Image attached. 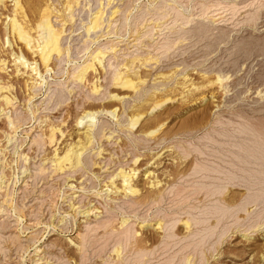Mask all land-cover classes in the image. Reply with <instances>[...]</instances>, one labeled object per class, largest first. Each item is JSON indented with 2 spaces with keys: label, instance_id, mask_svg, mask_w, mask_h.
Listing matches in <instances>:
<instances>
[{
  "label": "rangeland",
  "instance_id": "1",
  "mask_svg": "<svg viewBox=\"0 0 264 264\" xmlns=\"http://www.w3.org/2000/svg\"><path fill=\"white\" fill-rule=\"evenodd\" d=\"M20 1L33 27L46 6L55 8L56 23L68 30L67 42L62 41L68 51L53 60L48 86L31 92L13 53L30 61L39 57L7 31L12 3L0 7V62L7 65L5 70L0 65V81L14 84L9 95L16 97L9 107L0 99V264H36L43 256L45 264H264V184L253 156L264 155L257 148H264V0ZM68 1L74 3V22ZM97 13L105 17L102 29L87 31ZM110 46L120 53L109 52ZM103 47L110 54L105 67L98 64V73L89 72L87 81L75 80L74 70ZM115 68L143 82L120 90L113 81ZM92 81L100 84L99 93L90 90ZM29 92L38 93L31 103ZM112 94L124 95V101ZM116 107L119 122L98 114L99 126L114 130L112 140L97 136V150L72 179L65 172L54 176L50 156L77 139V119L86 110ZM137 115L142 119L130 127ZM51 124L67 131L64 138L58 134V145L47 141ZM99 147L103 152L97 155ZM120 167L137 170L132 182L139 194L111 186ZM147 170L155 172L152 180ZM120 179H114L118 187ZM249 196L261 199L256 203ZM89 207L97 212L88 215Z\"/></svg>",
  "mask_w": 264,
  "mask_h": 264
},
{
  "label": "bare ground",
  "instance_id": "2",
  "mask_svg": "<svg viewBox=\"0 0 264 264\" xmlns=\"http://www.w3.org/2000/svg\"><path fill=\"white\" fill-rule=\"evenodd\" d=\"M8 1H10L12 4H10V5H12V7H13V9H12V14L11 15H6V18H7V23H6V29H7V31L9 32V33H12V35L14 34L15 36H17L16 38L17 39H19V41L20 42H22L24 45H25V47L31 52V53H33L34 54V56L35 57H39L38 59L36 58V59H32V61H30V60H28V58L27 57H24V55L23 54H20L19 56H17V54L14 52L13 53V55H14V57H15V64H17L16 66L18 67H16L17 68V71H18V73H20V74H22V75H24V76H26L27 77V79H26V84H27V86L26 87H28L29 86V89L31 88V92L34 90V89H36V91L39 89V88H43L45 85L46 86H48L46 83L48 82L47 81V74L49 73V74H51V72L53 71V66H52V62H53V60L55 59V58H59L60 57V59H61V57L64 55V53L66 52V50L67 49H65V46L62 44L63 42L62 41H64L63 39H67L68 37H67V35L65 34V27H63V26H65V22L66 21H64V23H62V24H64L63 26H61V25H59V24H57L56 22H57V20L56 19H54V17H59V16H57L56 14H54V11H55V8H51L50 7V5L49 6H46V8L43 10V12H42V15H41V19H40V21L37 23V25H36V27H33V26H31L32 24L31 23H29V21H28V19H27V14H26V12H25V9H24V6L21 4V1L20 0H0V7H1V9L3 8H6L7 7V5H6V3L8 2ZM53 1V0H52ZM79 0H74V3L76 2H78ZM173 1H175V0H173ZM41 2V1H40ZM54 2V1H53ZM53 2H51V3H53ZM69 2V1H68ZM71 2H72V0H71ZM46 3V2H45ZM70 3V2H69ZM74 3L73 4H68V8L67 9H69L68 11H69V16L71 15V18H72V9H73V5H74ZM175 3V2H174ZM47 4H49V3H47ZM54 4V3H53ZM67 4V2L65 3V5ZM102 4V3H101ZM176 5H177V3H175ZM64 5V6H65ZM77 5V4H76ZM80 5V4H79ZM78 5V6H79ZM53 6V5H52ZM78 6H76V7H78ZM174 6V5H173ZM60 7V6H59ZM63 7V6H62ZM172 7V6H171ZM43 8V7H42ZM108 8V7H107ZM175 8V7H174ZM174 8H172V10L174 9ZM235 8V7H234ZM65 9H66V7H65ZM119 9V8H118ZM156 9V8H155ZM58 10H60V12H61V9H58ZM114 10V9H113ZM66 11V10H65ZM68 11H67V13H68ZM71 11V12H70ZM117 11V10H116ZM175 11V10H174ZM4 12V11H3ZM62 12H64L63 10H62ZM61 12V13H62ZM98 12V11H97ZM118 12V11H117ZM57 13V12H56ZM65 14V13H64ZM213 14V13H212ZM0 15H2V13L0 12ZM18 15H21V17H22V19L20 18L19 19V17H18ZM58 15H59V13H58ZM61 15V14H60ZM211 15V14H210ZM207 16V15H206ZM62 17V16H61ZM66 17V16H65ZM103 17V16H102ZM105 17H103V18H101V14L100 13H97V14H95L94 15V17H93V19H92V21H91V25L87 28V31H97V29H99V28H101V19H104ZM73 21L72 22H74V16H73ZM205 19H207V18H205ZM209 19V18H208ZM63 20V19H62ZM105 20V19H104ZM61 21V20H60ZM213 21H215V20H213ZM63 22V21H62ZM104 22V21H103ZM208 22V21H207ZM247 22V21H246ZM69 23V22H68ZM216 23V22H215ZM31 24V25H30ZM105 24H106V22H105ZM66 25H67V23H66ZM204 25V24H203ZM207 26V25H206ZM205 25H204V27H206ZM33 27V28H32ZM208 27V26H207ZM210 27V26H209ZM208 27V29L210 30V28ZM68 28V27H67ZM103 28H104V25H103ZM212 28V27H211ZM102 29V28H101ZM100 29V30H101ZM185 30V29H184ZM68 31V30H67ZM66 31V32H67ZM102 31V30H101ZM33 32H34V34L35 33H37V35L36 36H34L33 35ZM100 32V31H99ZM186 32V31H185ZM71 33H73V32H71ZM91 33V32H90ZM89 34V33H88ZM14 35H13V37H14ZM65 35H66V37H65ZM105 36V35H104ZM141 38H142V36H141ZM258 38V37H257ZM65 39V41H64V44H65V42H67V40ZM258 39H260V38H258ZM69 40V39H68ZM248 40V39H247ZM244 41V40H243ZM260 41V40H259ZM6 42H7V44L8 45H12V41L9 39V36L6 38ZM5 42V43H6ZM248 42H250V41H248ZM238 44V43H237ZM264 44V43H263ZM68 46H69V43H68ZM116 46V45H115ZM115 46H113V47H111V48H109V52H112V51H114V52H116V49H115ZM254 47H255V45H253ZM243 47V46H242ZM104 48V47H103ZM118 48H119V46H118ZM250 48V47H249ZM105 49V48H104ZM104 49H97V50H95V51H93L92 53H91V56H90V58L87 60V61H85L83 64H81V65H79L75 70H74V72L72 73L73 75V78L75 79V80H79V81H81V82H84V81H87V75L89 74V72H97V69H98V64L100 65V67L102 66V67H105V65L103 64V62H104V60H105V58H106V55L108 54L107 52L108 51H106V49L104 50ZM123 49V48H122ZM253 49V48H252ZM248 50V49H247ZM255 50V49H254ZM68 51V50H67ZM259 51V50H258ZM70 52V51H69ZM118 52L119 51H117L116 53L118 54ZM122 52V51H121ZM115 53V54H116ZM120 53V52H119ZM125 53V52H124ZM247 53V52H246ZM108 55H110V54H108ZM133 56H134V54H133ZM113 57V56H112ZM135 57H137L136 55H135ZM139 58V57H138ZM156 60H157V58L156 57H154ZM134 59V58H133ZM140 59V58H139ZM145 59V58H144ZM58 60V59H57ZM135 60H137V59H135ZM141 60V59H140ZM151 60H152V58H149V59H147V61L148 62H150L151 63ZM156 60H154V61H156ZM159 60V59H158ZM110 61H111V58L109 59V61H108V63H109V65H110ZM130 61H131V59H130ZM134 61V60H133ZM138 61V60H137ZM137 61H135V62H137ZM147 61H145L146 63H148ZM153 61V62H154ZM160 61V60H159ZM158 61V62H159ZM141 62V61H140ZM140 62L137 64V65H139V67H140ZM152 62V63H153ZM157 62V61H156ZM2 63L3 64H5L6 62H4V60L2 61ZM2 63L0 62V65H1V67L3 66L2 65ZM129 63V62H128ZM124 64V65H128L127 67H129V64ZM132 63H134V62H132ZM132 63H130L131 65H134V64H132ZM142 63V62H141ZM154 64V63H153ZM122 65V64H121ZM144 65V64H143ZM145 65H147V64H145ZM150 65H152V64H150ZM158 65V64H157ZM6 67H7V65H5ZM5 66H3L2 67V69H4L5 70ZM113 66V65H112ZM142 66V65H141ZM149 66V65H148ZM152 66H154V65H152ZM101 67V68H102ZM107 67V66H106ZM115 67V66H114ZM121 67V66H120ZM138 67V68H139ZM146 67V66H145ZM109 68V67H108ZM107 68V69H108ZM132 68V66H130V69ZM137 68V67H136ZM151 68H153V67H151ZM21 69H25L23 72L21 71ZM55 69V68H54ZM104 69V68H103ZM116 70L114 71V73H113V81H114V83H115V85L117 86V88H119L120 90H126V89H128V88H137V86H138V84L139 83H142L143 81H141V80H139L140 82L138 83L137 81H136V79L134 78H132V77H130V74L128 73V71L127 70H125V71H122V70H120V68H115ZM123 69V68H122ZM139 70V69H138ZM8 71V70H7ZM108 71H110V70H108ZM131 71V70H130ZM54 72V71H53ZM98 73V72H97ZM100 73V72H99ZM134 73V72H133ZM133 73H131V74H133ZM137 73V72H136ZM160 73V72H159ZM201 73H204V72H201ZM96 74V73H95ZM161 74H163V73H161ZM178 74V73H177ZM16 75V74H15ZM19 75V74H18ZM98 75V74H97ZM108 75V74H107ZM134 75H136V74H133V76ZM139 75V74H138ZM186 75V74H185ZM207 75V74H206ZM23 76V77H24ZM137 76V75H136ZM162 77V76H161ZM164 77V76H163ZM181 77H182V75H181ZM184 77V76H183ZM182 77V78H183ZM9 78V77H8ZM99 78V77H98ZM186 77H184V79H185ZM138 79V78H137ZM142 79V78H141ZM163 79V78H162ZM189 78H187V80H188ZM165 80V79H164ZM178 80V79H177ZM182 80V79H181ZM187 80H186V82L185 83H188L187 82ZM193 80V79H192ZM216 80H220V82L222 81V78H221V76H218V78L216 79ZM97 81V80H96ZM159 81V80H158ZM176 81V80H175ZM182 81H184V80H182ZM182 81H180V82H182ZM191 81V80H190ZM189 81V82H190ZM223 81H225V80H223ZM108 80H107V84H108ZM160 82V81H159ZM178 82H179V80H178ZM218 82V81H217ZM92 83V89L90 88V90H93V92H97V93H99V91H100V87H99V85L96 83V82H91ZM110 83V82H109ZM169 83V82H168ZM173 83H175V82H173ZM191 83V82H190ZM209 83V82H208ZM223 83V82H222ZM48 84H49V82H48ZM164 84V83H163ZM166 84V83H165ZM184 84V83H183ZM192 84V83H191ZM213 84V83H212ZM13 85L14 84H9V83H3V81H0V99H2L5 103V105L6 106H13L14 105V98H16L15 96L14 97H12V96H10L9 95V92L11 91V89L13 88ZM114 85V86H115ZM146 85V84H145ZM156 85V84H155ZM171 85V84H170ZM195 85V84H194ZM209 85V84H208ZM210 85H211V83H210ZM108 86V85H107ZM159 86V85H158ZM173 86V85H172ZM171 86V87H172ZM177 86V85H176ZM182 86V85H181ZM186 86V85H185ZM201 86V85H200ZM203 86V85H202ZM206 86V85H205ZM104 87V86H103ZM109 87V86H108ZM170 87V86H169ZM220 87H222L221 85H220ZM15 88V87H14ZM107 88V87H106ZM140 88V87H139ZM159 88V87H158ZM157 88V89H158ZM161 88V87H160ZM159 88V89H160ZM191 88V87H190ZM225 88V87H224ZM28 89V90H29ZM33 89V90H32ZM45 90V93L42 95V96H44L45 95V98H47L48 99V94L46 95V89L47 88H44ZM102 89V88H101ZM108 89V88H107ZM156 89V88H155ZM157 89H156V92H158L157 91ZM197 89H198V87H197ZM200 89V88H199ZM165 90V89H164ZM180 90H182V89H180ZM180 90H179V93H181L180 92ZM184 90V89H183ZM186 90V89H185ZM50 91V90H49ZM54 91V90H53ZM138 91V90H137ZM140 91V90H139ZM138 91V92H139ZM163 91V90H162ZM189 91V90H188ZM8 92V93H7ZM144 92V91H143ZM151 92H152V90H151ZM155 92V93H156ZM160 92H161V90H160ZM172 92V91H171ZM185 92V91H184ZM35 94L33 95V96H31L30 94V92H29V95H30V99L28 100V102L29 103H31L32 102V100H34V98H35V96H37V94L38 93H36V92H34ZM52 93V92H51ZM50 93V94H51ZM72 93V92H71ZM102 93V92H101ZM135 93H136V91H135ZM141 94V97L143 96L142 95V91L140 92ZM145 93H147V91L145 92ZM11 94V93H10ZM49 94V95H50ZM89 94V93H88ZM186 94H187V92H186ZM12 95H14L13 93H12ZM61 95V94H60ZM126 95V94H125ZM139 94H137L135 97H137ZM148 95H150L149 93L146 95V96H148ZM69 96V95H68ZM78 96V95H77ZM91 96V95H90ZM39 97V96H38ZM111 97L112 98H115V99H117V100H123L124 98H125V96L124 95H121V96H119L118 94H112L111 95ZM141 97H140V99H141ZM41 98V97H40ZM45 98H42L41 100H44ZM59 98V97H58ZM61 98V97H60ZM64 98V97H63ZM88 98V97H87ZM128 98V97H127ZM144 98V97H143ZM147 99H148V97H147ZM46 100V99H45ZM145 100H146V98H145ZM124 101V100H123ZM137 102H138V99H137ZM144 102V101H143ZM146 102V101H145ZM168 102V101H167ZM46 103V102H45ZM166 103V102H165ZM44 104V103H43ZM160 105V104H159ZM159 105H157V106H159ZM139 106V105H138ZM157 106H155V107H157ZM81 107V106H80ZM135 108V107H134ZM132 109V108H131ZM153 109V108H152ZM3 110V109H2ZM117 107L116 108H114V109H107V110H97V111H87L86 110V112L83 114V116L82 117H79L78 119H77V121H76V125H77V128L79 129V130H77L76 129V131L75 132H77V134L75 135L76 137H77V139H75V141H73V142H70V143H68L67 142V145H64V144H66V143H64V144H62V146H66L65 147V149H64V152H62V153H60L59 151H60V149H58V146L54 149V155L53 156H50V157H53L52 159H51V162H52V168L54 169L53 170V175L55 176V174L54 173H57V172H65V173H69L68 175V177L70 178L71 176V173H74L75 172V174H76V171H81V169L86 165V163H87V161H88V159H90L89 158V152H91V150H93L94 149V151H95V149L96 148H94L95 147V144H96V139H97V136H106V138H108V140H110L111 138L110 137H112V134H113V131H109V132H105V131H107V129L105 130V128H103V127H101V125L99 126V124H98V114L100 113H103V112H105L106 114H110L112 117H116V116H118L117 115ZM154 110V109H153ZM157 110V109H156ZM263 110V109H262ZM260 111V110H259ZM13 112V111H12ZM30 112V111H29ZM6 113V112H5ZM8 113H9V111H8ZM104 114V113H103ZM70 115V114H69ZM125 115V114H124ZM12 116V115H11ZM143 116V115H142ZM141 117V115H137V117L135 118H131V123H130V127H135L136 125H137V123H138V121L139 120H141L142 118H140ZM7 118V117H6ZM117 118V117H116ZM119 118V117H118ZM117 118V119H118ZM116 119V120H117ZM7 120H9V119H7ZM49 120V119H48ZM112 120V119H111ZM118 122H119V119L117 120ZM11 122V121H10ZM10 122H9V124H10ZM120 122H122V121H120ZM11 124H12V127H13V122H11ZM50 124V123H49ZM55 124V123H54ZM54 124H51L50 125V129H49V135H48V143L49 144H55V145H58V143H59V137H58V134H60V137L62 138L64 135H65V132H67V131H63V129L60 127V126H58V125H54ZM122 124V123H121ZM129 124V123H128ZM125 125V124H124ZM102 126H104V125H102ZM120 126V125H119ZM262 127V126H261ZM48 128V127H47ZM47 128H45V130L47 129ZM107 128V127H106ZM264 128V127H263ZM81 129H82V131H81ZM134 129V128H133ZM254 129V128H253ZM12 130V129H11ZM41 130V129H40ZM44 130V129H43ZM44 130V131H45ZM255 130V129H254ZM253 130V131H254ZM263 130V129H262ZM261 130V131H262ZM256 131H257V129H256ZM260 131V130H259ZM43 132V131H42ZM74 132V131H73ZM72 132V133H73ZM153 132H156V130L155 131H151V133L150 134H152ZM40 133V132H39ZM46 133V132H45ZM260 133V132H259ZM258 133V134H259ZM263 133V132H262ZM261 133V135H264V134H262ZM69 134V133H68ZM45 135V134H44ZM43 135V136H44ZM133 135H135V134H133ZM260 135V136H261ZM42 136V137H43ZM74 135H72V137H73ZM65 137V136H64ZM63 137V138H64ZM72 137H71V139H72ZM129 137V136H128ZM261 137H263L264 138V136H261ZM260 137V138H261ZM60 138V139H61ZM135 138V137H134ZM140 138V137H139ZM139 138H137V139H139ZM67 139V138H66ZM65 139V140H66ZM157 139V138H156ZM15 140V139H14ZM62 140V139H61ZM74 140V139H73ZM112 140V139H111ZM261 140H263V139H261ZM33 141H35V139L33 140ZM119 141V140H118ZM65 142V141H64ZM30 143V142H29ZM256 143V142H255ZM258 143H259V141H258ZM257 144V143H256ZM107 145V144H106ZM120 145V144H119ZM53 146V145H52ZM61 146V147H62ZM121 146V145H120ZM251 146H253V145H251ZM251 146H249L250 148H251V152H253L252 151V147ZM256 145H254L253 147H255ZM258 146H259V144H258ZM59 147H60V145H59ZM96 147H97V145H96ZM100 148V149H99ZM98 149V151L96 152L97 153V155H100V154H102V152H103V147H99ZM102 148V149H101ZM257 148H259L258 150H260V149H264V148H262V146L261 147H257ZM114 149V148H113ZM118 149V148H117ZM165 149V148H164ZM97 150V149H96ZM170 150V149H169ZM248 150H249V148H248ZM246 152V151H245ZM248 152V151H247ZM257 152V151H256ZM259 152V151H258ZM257 152V153H258ZM92 153H94V152H92ZM260 153V152H259ZM250 154V153H249ZM255 154V153H254ZM261 154V153H260ZM91 155V154H90ZM160 155V154H159ZM158 155V156H159ZM253 155V154H252ZM259 155V154H258ZM23 156V155H22ZM253 156H255V162H257V161H259V162H257L258 163V165L261 167V168H259L258 170L257 169H254L255 170V172L258 174V175H260L261 177V183L262 184H264L263 183V181H264V155L263 156H260L259 155V157H256L257 155H253ZM28 157V156H27ZM91 157V156H90ZM114 157V156H113ZM140 157V156H139ZM157 157V156H156ZM179 157V156H178ZM23 158H24V156H23ZM49 158V157H48ZM171 158V157H170ZM25 159V158H24ZM105 159V158H104ZM138 159V157L136 158V160ZM27 160V159H26ZM45 160H47V159H45ZM135 160V159H134ZM135 160V161H136ZM43 161H44V159H43ZM90 161V160H89ZM121 161V160H120ZM138 161V160H137ZM136 161V162H137ZM48 162H49V160H48ZM99 162V161H98ZM254 161H253V163H255ZM90 164V163H89ZM256 164V163H255ZM102 165V164H101ZM257 165V166H258ZM104 166H105V164H104ZM107 166V165H106ZM105 166V167H106ZM121 166V165H120ZM150 166H151V164H150ZM154 166H155V164H154ZM99 167V166H98ZM104 167V168H105ZM158 167V166H157ZM49 168H50V166H49ZM51 168V169H52ZM85 168V167H84ZM108 169V168H107ZM103 170H105V169H103ZM128 170V169H127ZM125 168H119V170L117 171V169H116V173H114L113 175L112 174H109V175H112L110 178H111V186H113V187H115L116 188V190H117V188H118V192L119 193H121L120 191L123 189L124 191H129L128 192V194L129 193H137V194H139L138 193V189H137V187L135 186L136 184H135V182L133 183L132 182V180L134 179V176L135 175H137V173H136V171L137 170H134L132 173H131V171H127ZM132 170V169H131ZM24 171V170H23ZM22 171V172H23ZM85 171V170H84ZM100 171H102V170H100ZM107 171V170H106ZM104 172V171H103ZM111 172V171H110ZM109 172V173H110ZM114 172V171H113ZM140 172V171H139ZM160 172V171H159ZM78 173V172H77ZM75 174H73V176L75 175ZM145 174V173H144ZM57 175V174H56ZM146 178H149V179H151L152 180V178H150V177H152V176H154L155 175V172H152L151 170H147L146 171ZM222 176V175H221ZM1 177H3V175H1L0 176V178ZM75 177V176H74ZM99 177V176H98ZM116 177H120L121 179H122V184H121V186H120V184H118L120 187H118L117 185H116V182H115V180L114 179H116ZM102 178V177H101ZM100 178V179H101ZM135 178H137V176H135ZM70 179H72V177L70 178ZM120 179V180H121ZM3 180V179H2ZM83 180V179H82ZM81 180V181H82ZM135 180V179H134ZM157 180V179H156ZM18 181V180H17ZM54 181V180H53ZM68 181V180H67ZM78 181V180H77ZM4 182V181H3ZM152 182V184H150ZM149 184L150 185H152L153 186V188L154 187H156V186H158V185H156L155 186V183H154V181H151ZM120 183V182H119ZM133 183V184H132ZM25 183H23V185H24ZM67 184V183H66ZM71 184H73V183H71ZM148 184V185H149ZM157 184H159V183H157ZM161 184V183H160ZM6 185V184H5ZM22 185V186H23ZM30 185V184H29ZM70 185V184H69ZM101 185V184H100ZM105 185V184H104ZM109 185V184H108ZM149 185V186H150ZM70 187H74V186H71L70 185ZM81 187V186H80ZM164 187V186H163ZM1 188H3V186H2V183H1V186H0V189ZM10 188V187H9ZM119 188H120V191H119ZM122 188V189H121ZM64 189V188H63ZM111 189V188H110ZM168 189V188H167ZM218 189V188H217ZM103 190V189H102ZM122 190V191H123ZM151 190V189H150ZM158 190H160V189H158ZM63 191V190H62ZM86 191V190H85ZM92 191H94V190H92ZM115 191V190H114ZM137 191V192H136ZM167 191V190H166ZM218 191H220L219 189H218ZM97 192V191H96ZM100 192V191H99ZM212 192V191H211ZM216 192V191H215ZM220 192H222V191H220ZM264 192V191H263ZM262 192V194H264ZM88 193V192H87ZM159 193V192H158ZM219 193V192H218ZM43 194V193H42ZM108 194V193H107ZM125 195H128V194H126V192L124 193ZM123 194V195H124ZM224 194V193H223ZM257 194V193H256ZM255 194V195H256ZM117 195V194H116ZM43 196V195H42ZM129 196V195H128ZM134 196V195H133ZM156 196H157V194H156ZM155 196V197H156ZM259 196V194L257 195V197ZM263 197H264V195H262ZM108 197V196H107ZM160 197V196H159ZM250 197V199L252 200V202H256L257 200L259 201V199H261V198H258L257 199V197L255 196V197H252V196H249ZM261 197V196H260ZM167 198V197H166ZM166 198H165V200H166ZM169 198V197H168ZM247 199V198H246ZM249 199V198H248ZM147 200V199H146ZM153 200V199H152ZM168 200V199H167ZM251 200H249V203H250V201ZM4 201V200H3ZM2 201V202H3ZM72 202V201H71ZM131 202V201H130ZM251 202V203H252ZM133 203V202H132ZM247 203H248V201H247ZM256 203H258V202H256ZM106 204V203H105ZM94 205V204H93ZM4 206V202H3V205H2V207ZM6 206V205H5ZM156 206H158V205H156ZM1 207V206H0ZM76 207V206H75ZM244 207H246V206H244ZM161 208V207H160ZM242 208V207H241ZM4 209V208H3ZM140 209V208H139ZM155 209V208H154ZM159 209V208H158ZM244 210H246L247 211V208H243ZM1 210V209H0ZM8 210V209H7ZM96 209L95 208H88L85 212L86 213H88V215L90 214V215H92V213H96L97 211H95ZM5 211V210H4ZM15 211V210H14ZM102 211V210H101ZM8 212V211H7ZM99 212V211H98ZM2 213V212H1ZM85 213V214H86ZM101 214V213H100ZM87 215V216H88ZM102 215V214H101ZM128 215V214H127ZM97 216V215H96ZM134 216V215H133ZM18 217H20V216H18ZM91 217V216H90ZM102 217V216H101ZM195 217V216H194ZM88 218V217H87ZM95 218H98V217H95ZM22 219V218H21ZM94 220H96V219H94ZM102 220V219H101ZM127 218L126 219H123L122 221H121V223L123 224V226H125V224H127V223H129V221L127 222ZM162 220V219H161ZM189 220V219H188ZM89 221V220H88ZM98 221V220H97ZM100 221V220H99ZM98 221V222H99ZM95 222V221H94ZM166 223V222H165ZM172 223V222H171ZM186 223H187V221H186ZM188 223H190V220H189V222ZM152 224V223H151ZM158 225H157V229H161V231H162V229H164V227H163V225H162V223L161 222H159L158 221V223H157ZM164 224V223H163ZM261 224V223H260ZM92 225V224H91ZM120 225V224H119ZM167 225V224H166ZM186 225V224H185ZM121 226V225H120ZM141 226H143V225H141ZM168 226V225H167ZM85 227V226H84ZM169 227V226H168ZM187 227H191L190 225L188 226L187 225ZM186 227V228H187ZM86 228V227H85ZM95 228V227H94ZM258 228V227H257ZM260 228V227H259ZM92 229H93V227H92ZM155 229H156V226H155ZM189 229V228H188ZM87 230V229H86ZM190 230V229H189ZM263 230V229H262ZM160 231V232H161ZM165 231V230H164ZM167 231V230H166ZM169 231V230H168ZM158 232V231H157ZM260 232H261V230H260ZM77 233H79V232H77ZM80 233H83V232H80ZM138 233V232H137ZM170 233V232H169ZM174 233V232H173ZM68 234V233H67ZM163 234V233H162ZM80 235H82V234H80ZM79 235V236H80ZM160 235V234H159ZM169 235V234H168ZM84 236V235H83ZM135 236V235H134ZM165 236V235H164ZM133 237V236H132ZM76 238V237H75ZM82 238H84V237H82ZM81 238V239H82ZM165 238H166V236H165ZM69 239V241L70 242H72L73 241V239L70 237V238H68ZM189 239V238H188ZM160 240V239H159ZM37 241V240H36ZM40 241V240H39ZM75 241V240H74ZM84 241V240H83ZM155 241V240H154ZM77 242V241H76ZM151 242H153V241H151ZM158 242V241H157ZM75 243V242H74ZM84 243V242H83ZM72 244H73V242H72ZM78 244H80V243H76V245H78ZM155 244V243H154ZM74 245V244H73ZM75 245V246H76ZM88 245V244H87ZM35 246V245H34ZM79 246V245H78ZM77 246V247H78ZM121 246V245H120ZM76 247V248H77ZM80 247V246H79ZM117 247V246H116ZM42 249V248H41ZM40 249V250H41ZM51 249V248H50ZM79 249V248H78ZM81 249V248H80ZM47 250V249H46ZM114 250V249H113ZM120 251V250H119ZM36 252H41V251H39V249L37 250L36 249ZM42 252H44V251H42ZM114 252V251H113ZM48 254V253H47ZM83 254V253H82ZM118 254V253H117ZM150 254V253H149ZM50 255V254H49ZM39 256V255H38ZM118 256V255H117ZM62 257V256H61ZM140 257V256H139ZM38 258V257H37ZM46 257L45 256H43V257H40V258H38V259H36V261H35V263L36 264H45V263H47L48 262V260H45L44 261V259H45ZM35 259V258H34ZM114 259V258H113ZM115 259H116V257H115ZM76 260V259H75ZM74 261V260H73ZM107 261V260H106ZM104 262V261H103ZM77 263V262H76ZM190 263V262H189ZM188 263V264H189ZM64 264H65V262H64ZM66 264H68V263H66ZM75 264V263H74Z\"/></svg>",
  "mask_w": 264,
  "mask_h": 264
}]
</instances>
